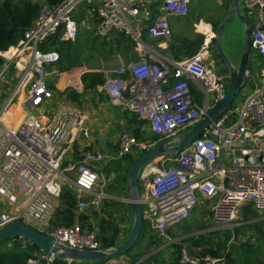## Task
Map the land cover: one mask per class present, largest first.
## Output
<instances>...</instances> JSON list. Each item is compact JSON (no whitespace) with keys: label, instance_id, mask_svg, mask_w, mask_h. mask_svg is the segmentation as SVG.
I'll use <instances>...</instances> for the list:
<instances>
[{"label":"built area","instance_id":"built-area-1","mask_svg":"<svg viewBox=\"0 0 264 264\" xmlns=\"http://www.w3.org/2000/svg\"><path fill=\"white\" fill-rule=\"evenodd\" d=\"M192 3L193 0H62L55 5L43 2L23 37L8 50H0L5 60L0 81L8 82L10 70L18 69L17 83L0 105V198L9 206L0 214V228L21 220L67 247L113 250V246L104 247L98 229L86 226L93 220L85 211L99 210L109 196L108 181L96 163L109 156L89 147L81 159L67 160L75 144L90 137L86 110L78 104H63L50 115L26 109L14 126L20 111L4 115L16 102L21 109L39 110L54 98L49 68L60 60V55L42 45L53 37L76 41L81 31L77 14L84 12L94 19L99 36L108 38L116 33L134 43L137 60L106 74L102 88L115 104L148 121L152 132L159 136L151 142L123 131L118 150L110 158L122 160L131 153H144L161 140L178 138L179 132L192 129L225 98L229 83L210 54L212 38H207L197 52L179 59L162 50L169 49L172 40L169 18L187 16ZM241 3L244 14L252 19L251 49L262 61L259 74L254 75L248 67L245 72V80L254 84L253 91L178 155H163L139 174L144 223L167 243H180L183 238H171L170 229L189 220L198 210L206 224H213L199 232L208 236L216 235L220 229H234L249 207L264 212V0ZM145 34L159 42H146ZM192 85L201 90L202 103ZM67 187L76 198L75 220L71 224L58 222L57 216L54 219V213L63 210L60 204ZM85 214H89L88 219L82 218ZM18 240L22 248L29 250L27 264L84 262L45 253L23 237ZM12 246L13 241L7 243V247ZM180 263L227 264V253L193 254L183 244Z\"/></svg>","mask_w":264,"mask_h":264},{"label":"rangeland","instance_id":"rangeland-1","mask_svg":"<svg viewBox=\"0 0 264 264\" xmlns=\"http://www.w3.org/2000/svg\"><path fill=\"white\" fill-rule=\"evenodd\" d=\"M231 0H195V3L190 8L189 15L187 17L193 21L194 15L196 14L198 19L195 20L193 23H197L196 26H193L195 30V36L193 39H197L198 37H203V43L208 38L206 34L198 31L199 23L204 21V23H211L212 25L219 26L221 20L226 14V11L229 7ZM241 11L246 14V11L241 3ZM199 13V14H198ZM252 21V19H250ZM200 21V22H199ZM194 23V24H195ZM209 23V24H210ZM210 24V25H211ZM204 26V25H203ZM216 37L217 31L213 29ZM79 40L72 42L76 43L77 50H74L76 54L80 55V52L83 55V58H79L78 64L72 69V71L78 72L81 75V72L85 69L90 68L91 61L95 60L98 63H101V59L104 60L103 65H99L100 67H110L117 61V55H119L116 47L117 40L122 37V40H126L127 37L120 36L116 33H111L108 38H103L98 35L96 31V25L94 23L92 30H88L85 27L82 29L80 35L78 36ZM77 37V38H78ZM214 37L212 40H214ZM128 40V39H127ZM71 42V41H70ZM244 42V28L242 22L236 17L235 14L232 15L230 20L227 23L226 30L224 36L222 38V48L224 53L227 55L229 60L233 63V65H238L242 54ZM210 54L214 61L217 62V65L220 67V73H227L229 71L227 65L224 61L218 56L214 42L210 43ZM118 46V45H117ZM57 51V50H56ZM60 55V52H58ZM250 55L248 68L254 75L260 73V68L262 66V61L260 56L253 52ZM86 61L83 62V59L87 56ZM84 63H86L84 65ZM84 66H80V65ZM122 64H119V67ZM80 67V68H78ZM69 69V70H71ZM68 70V71H69ZM217 70V71H218ZM18 69L14 68L11 69L8 74L9 82L0 81V105L3 104V101L12 93L13 88L17 83V74ZM73 72L71 74H73ZM71 74L65 75L68 78ZM80 77V76H79ZM80 79V78H79ZM80 82L82 80L80 79ZM81 84V83H80ZM78 85V84H76ZM254 89V84L251 82L246 81L243 88L238 94L237 101L240 100L244 95H249ZM26 109L33 113L38 114V110L30 109V108H23L19 112V115L13 121V126L17 124L21 117L27 113ZM57 109L48 108L46 112L48 115L53 113ZM11 116V115H10ZM191 128L184 129L183 131L177 134V137H182L185 133L190 131ZM114 153L117 152L118 147L111 148ZM143 153H137L134 157H139ZM157 160V159H156ZM119 161V160H118ZM117 161V162H118ZM158 161V160H157ZM156 162V161H155ZM170 164L167 163L166 167ZM102 171V170H101ZM127 171L125 170L126 180L122 181H115L114 185H110L108 183V187L106 188V192L109 194L108 198L104 200L101 204L99 210L91 208L85 211H89L93 213V223L86 224L87 227L101 230V226L103 221L112 220L114 222V227L120 233V240H124L134 223V214L133 210L126 200L128 197V193L126 191L127 187ZM104 173V172H103ZM122 186V189H121ZM69 188V187H67ZM118 189L120 190L118 192ZM114 196V197H113ZM116 201L115 204H112V201ZM65 203L62 200L60 204V208L64 209ZM9 206L5 204V202L0 198V214L4 210L8 209ZM253 211V210H252ZM57 216V212L54 213V219ZM204 221L203 214L196 215L195 213L191 216L189 220L184 223L178 224L172 227L169 231L171 234V238L181 239L185 238L186 235H189L191 232V237L187 240H184L185 247L187 250L195 251L200 254L203 253L204 248H210L216 254H221L222 252L227 253V259L229 264H264V212L254 211L251 212L250 210L246 211V215L243 216L241 219V223L237 225L231 231L224 232L223 230H219L216 235L212 236V238L208 236L200 235L198 236L199 232L203 230L204 226L206 229L207 227H213V224L209 223L206 224ZM45 230V229H44ZM110 228V232H111ZM183 231L188 232L189 234H182ZM153 235V236H152ZM207 238L209 240H207ZM120 241V242H121ZM164 241V242H162ZM159 240L156 238V235L151 234L148 231H145L143 238L141 241L130 251L124 253L122 256H119L113 260L108 261V264H128L132 263L134 258H137L141 261L142 264H177L178 260V248L175 247L172 243L168 240ZM201 242V246H196L195 242ZM188 242H193L192 244H187ZM210 244V246H208ZM6 248L7 246H2ZM162 248H166L163 250ZM168 248V249H167ZM161 250H163L161 252ZM128 260V261H127ZM136 260V259H135ZM124 261V262H123ZM140 263V264H141Z\"/></svg>","mask_w":264,"mask_h":264},{"label":"crops","instance_id":"crops-1","mask_svg":"<svg viewBox=\"0 0 264 264\" xmlns=\"http://www.w3.org/2000/svg\"><path fill=\"white\" fill-rule=\"evenodd\" d=\"M194 3L195 0H193V3L191 4L190 8L193 6ZM85 14L84 12L83 13L80 12L77 14V17L81 20L82 29L85 27L90 31L93 28L94 19L89 17L88 15L86 16ZM187 16L169 18V23L172 30V40L169 49L167 48L162 49L164 50V52H170L174 56L172 49H174L177 52V50L180 47L179 42L182 40V38H189V39L194 38L196 32L193 26H196V23L194 22L195 23L194 24L193 21L194 19L198 20V17L195 14L194 19L192 21ZM204 24L206 23H203L201 28L203 27ZM144 38L148 43L155 44L159 42L158 38H152L147 34H145ZM124 40H122V37L117 40L116 47L119 42L121 43V45L118 51L119 55L116 56L118 60L114 61L115 63H113L112 66L107 68L100 67L99 65L104 64V60L101 59V63H98L95 60H93L91 61L90 64L91 67L81 72L80 75L81 80L83 74L86 72H103L106 75L108 73L117 70L119 68L120 63L128 64L131 61L137 60L138 53L135 46L132 45L133 46L132 47L130 44H128L129 41L125 42ZM178 51H180L179 52L180 58L186 55L184 48ZM87 57H89L88 54L83 59V62L86 61ZM85 64L86 63H84V65ZM84 65L82 64L80 66L82 67ZM216 66L218 69H220V67L217 64ZM72 69L69 71L62 70L59 67V61L49 68V84H51L52 88L55 90L54 98L50 102H47L38 111L40 113H46L48 111V108L51 109H54L56 107L58 108L63 104H69V105L78 104L81 107H83L86 110L88 116V125L91 129L90 137L88 139H84V138L80 139L75 144L73 150H71V152L68 154L67 160L70 161V160L81 159L84 151L89 147L96 152H100L106 156H109V158L103 157L101 160H98L96 163L98 169L100 170V172H102L105 180H107L110 185H114L115 181L119 182L122 181V179L124 180L123 175L125 173V170L137 158L134 157L137 153H131L125 159L119 161L110 158L111 156L115 155L114 151H112L111 148L116 146L118 147L119 137L121 132L128 131L134 135L138 134L141 138H143V140H147L151 142L154 141L153 140L154 133L152 132L148 121L140 119L136 114L126 111L121 106L115 104V102L111 100L110 96L103 90L102 86H97L96 88H92V89H85L83 81L82 82L79 81V84L76 85L75 87L71 85L69 82L62 85L63 79H66L65 75L71 74L73 72ZM221 74L224 77H227L229 80V71L227 73L223 72ZM192 88L198 101L202 103L203 96L201 90L196 85H192ZM72 94L75 95L79 94L80 101H76L75 99H73ZM16 103L18 104L19 102ZM119 191L120 190L118 189V192ZM89 214H87L89 216V219L93 220V213L89 212ZM195 214L200 215L202 213L200 212V210H198ZM204 221H206L205 218ZM182 234L185 235L189 233L183 231ZM190 236H191V232L189 235H186L185 238L183 239H186ZM187 244L189 245L192 243L188 242ZM106 264H108V262ZM128 264L131 263L128 262Z\"/></svg>","mask_w":264,"mask_h":264},{"label":"water","instance_id":"water-1","mask_svg":"<svg viewBox=\"0 0 264 264\" xmlns=\"http://www.w3.org/2000/svg\"><path fill=\"white\" fill-rule=\"evenodd\" d=\"M245 24L243 53L239 65H233L231 60L224 53L222 48V38L224 36L226 26L232 15ZM251 23L247 16L241 11V0H231L225 16L221 20L217 35L215 37L214 46L218 56L227 64L229 69V83L225 98L215 105L208 114L198 122L190 131L180 138H167L154 144L150 149L136 158L128 167L127 187L126 191L133 214L134 223L127 237L121 242L113 246V250L107 252L105 250L77 249L61 245L49 234L39 231L33 226L26 224L21 220L8 223L0 228V264L1 248L3 243L14 237H23L29 240L35 246L41 248L45 253H55L59 258H69L76 261L87 262H108L135 247L138 237L144 228V220L142 216V202L139 192V174L141 170L149 164L155 163L156 159L163 155H178L179 152L191 142L200 137L214 122L218 121L226 114L234 105L239 92L243 88L245 80V72L247 70L249 58L251 55ZM162 168V165L160 164ZM163 249V248H162ZM141 262L138 260L135 263Z\"/></svg>","mask_w":264,"mask_h":264},{"label":"trees","instance_id":"trees-1","mask_svg":"<svg viewBox=\"0 0 264 264\" xmlns=\"http://www.w3.org/2000/svg\"><path fill=\"white\" fill-rule=\"evenodd\" d=\"M61 1L62 0H0V50L1 51L8 50L10 46L16 44L23 37L25 31L32 25L34 19L38 16L40 9H41V4L43 2H47L50 5H55V4L60 3ZM213 26L215 30L217 31L218 27L215 25ZM120 36H124V35L120 34ZM127 39L124 41L125 42L129 41L128 44H130L131 46L134 45L133 42ZM78 40H79V37L77 38V42ZM179 43H180V47L178 50H182V48H184L186 54H193L197 52L198 49L203 44V37H200V38L198 37L197 39L182 38V40ZM78 44L76 43L74 44L70 41H61L57 37H53L49 39L48 42L43 44L42 48L45 50H57L58 52H60L59 67L62 70L66 71V70L71 69L73 66L79 63L78 62L80 58L79 56L83 58V55L81 52L79 55V54H76V52L74 51V50H77ZM120 45L121 43L119 42L117 46V51H119ZM178 50L176 52L174 49H172L173 54L175 58L177 59L180 58L179 57L180 51ZM4 62H5L4 58L0 56V71L2 69ZM106 79L107 77L105 76L103 72H86L82 76V81L84 83L85 89H92V88H96L97 86H102L105 84ZM176 81L177 80L175 79L173 80L172 83H175ZM49 85L52 87L51 84ZM72 98L75 99L76 101H80L79 94H76V95L72 94ZM236 102H237V98H236L235 103ZM136 136L138 137V139L143 140V138H141L138 134ZM158 139H159V136L157 134H154L153 140L155 141ZM123 178L124 180H126L125 174L123 175ZM62 198L65 203V208L61 211H58L56 220L63 224L64 223L71 224L75 220L76 198L74 197V194L71 191V189H68V188H65ZM111 201H112V204L116 203V201H113V200ZM247 210H250L251 212L256 211L249 207V209L245 210L244 215H246ZM82 218L87 219L88 216L85 214V215H82ZM114 225L115 224L112 220H109L108 222L103 221V224L100 230V239L103 242L104 247L115 246L117 243L120 242V233L117 230V228L114 227ZM110 228L112 229L111 232L109 231ZM145 231H148L151 234H153L150 228L148 227V225L144 223V228L142 229L138 237L137 244L143 238ZM200 235L208 236V235L199 233L198 236ZM212 236H214V234H211L208 237L212 238ZM156 238L162 241V239L158 238L157 236ZM188 238L181 239L180 243L178 244L173 243L175 247L178 248L177 264H181L180 255H181L182 247L184 244L183 241L187 240ZM18 239L19 237L10 238L3 243V246L5 245L7 246V243H9L10 241H13L12 247H6V248L2 247L1 248L2 264H27L26 259H27L29 250L22 248V245ZM207 240L209 239L207 238ZM137 244L135 246H137ZM192 245H193V242H192ZM195 245L201 246V242L197 241L195 242ZM208 246H210V244ZM32 247H37V246L33 245ZM163 250H161V252ZM201 251H203L202 254L195 252V251H191V253L200 254V255H206V254L220 255V254H216L213 251H211L210 248H204ZM136 261H138V259L134 258L132 263ZM106 263L107 262H99V261H96V262L84 261L83 262V264H106ZM58 264H64V260H58ZM227 264H229L228 259H227Z\"/></svg>","mask_w":264,"mask_h":264},{"label":"bare ground","instance_id":"bare-ground-1","mask_svg":"<svg viewBox=\"0 0 264 264\" xmlns=\"http://www.w3.org/2000/svg\"><path fill=\"white\" fill-rule=\"evenodd\" d=\"M204 23V21H201V23H199V28L198 31L204 33L207 35L208 37V41L214 37L215 33L212 30V26L209 23L204 24V26L201 28L202 24ZM79 74L78 72L74 71L73 74H71L68 78L63 79L62 85H64L65 83H73V84H79ZM23 99V94L21 95V100ZM17 110L21 111V107L19 104H17L16 106H11L8 110V112L4 115V117H6L9 114H14Z\"/></svg>","mask_w":264,"mask_h":264},{"label":"flooded vegetation","instance_id":"flooded-vegetation-1","mask_svg":"<svg viewBox=\"0 0 264 264\" xmlns=\"http://www.w3.org/2000/svg\"><path fill=\"white\" fill-rule=\"evenodd\" d=\"M249 22L251 23V28H252V21L249 19ZM243 24V23H242ZM213 26V25H212ZM243 28H244V30H245V24H243ZM213 29H215L214 28V26H213ZM217 31H218V29H217ZM214 39H215V37H214ZM212 41L213 42H215V40H211V43H212ZM244 43V42H243ZM242 53H243V48H242ZM241 57H242V54H241ZM241 57H240V60H241ZM240 60H239V62H238V65H239V63H240ZM225 63V62H224ZM216 64H217V62H216ZM226 64V63H225ZM227 65V64H226ZM228 67V66H227ZM137 262V261H136Z\"/></svg>","mask_w":264,"mask_h":264}]
</instances>
